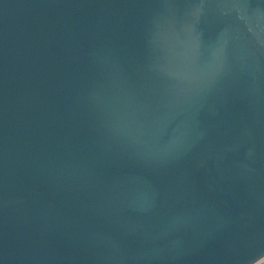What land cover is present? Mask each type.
<instances>
[{
  "label": "water",
  "instance_id": "95a60500",
  "mask_svg": "<svg viewBox=\"0 0 264 264\" xmlns=\"http://www.w3.org/2000/svg\"><path fill=\"white\" fill-rule=\"evenodd\" d=\"M264 257V0H0V264Z\"/></svg>",
  "mask_w": 264,
  "mask_h": 264
},
{
  "label": "rangeland",
  "instance_id": "374dc122",
  "mask_svg": "<svg viewBox=\"0 0 264 264\" xmlns=\"http://www.w3.org/2000/svg\"><path fill=\"white\" fill-rule=\"evenodd\" d=\"M256 264H264V257L261 260H259Z\"/></svg>",
  "mask_w": 264,
  "mask_h": 264
},
{
  "label": "built area",
  "instance_id": "2783aa9c",
  "mask_svg": "<svg viewBox=\"0 0 264 264\" xmlns=\"http://www.w3.org/2000/svg\"><path fill=\"white\" fill-rule=\"evenodd\" d=\"M260 260H261V259H260ZM257 262H258V261H257ZM257 262H256V263H257ZM256 263H254V264H256Z\"/></svg>",
  "mask_w": 264,
  "mask_h": 264
}]
</instances>
